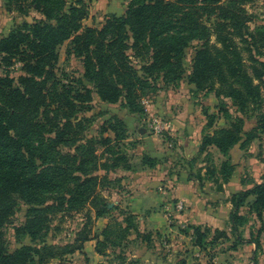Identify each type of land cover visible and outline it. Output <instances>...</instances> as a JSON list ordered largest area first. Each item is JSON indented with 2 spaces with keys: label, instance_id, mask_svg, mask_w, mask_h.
Wrapping results in <instances>:
<instances>
[{
  "label": "trees",
  "instance_id": "1",
  "mask_svg": "<svg viewBox=\"0 0 264 264\" xmlns=\"http://www.w3.org/2000/svg\"><path fill=\"white\" fill-rule=\"evenodd\" d=\"M27 1L7 0L6 5H13L20 14H26ZM31 1L43 19L30 24L23 22L0 38L1 61L8 65L16 61L22 71L17 80L0 75V264H48L58 256L83 251L84 243L91 239L97 243L95 252L104 257L98 244L103 246L113 230L105 227L101 232L105 240L100 242L97 235L91 234V224L109 211L100 196L102 183H111L108 173L130 168L126 155L114 150V144L124 133L119 128L123 124L113 118L115 124L105 122L97 136L88 138L83 134L88 118H78L77 112L92 101L95 93L99 102L121 103L130 112L142 113L144 108L139 100L143 90L148 81L159 77L165 85L177 89L185 72L184 49L191 39L198 38L195 30L198 27L203 43L194 55L187 84L197 93L214 90L216 97L230 99L241 114L260 109L259 121L264 123L261 93L264 26L257 24L251 28L247 25L248 18L229 12L209 28L193 21L185 28L188 34H182L170 31L167 24L171 23L178 6H193L195 0H128L123 15L112 14L97 28L81 23L86 10L76 3L62 11L58 7L60 0ZM184 15L182 19L188 21L187 14ZM208 29L214 34L213 43L209 32L206 34ZM66 41L70 44L67 54L82 59L81 76L90 87L82 81H78V86L62 84L55 76L56 49ZM131 58L140 60L138 68ZM242 124L243 120L235 117L228 128L214 134L202 133L198 154L210 156L207 148L215 146L222 156L228 155L240 141ZM105 132H111L113 137L103 136ZM97 145L103 146L102 153L109 154L107 159L111 161L109 166L104 163V174H98L102 154L98 155ZM197 159L187 161L186 179L193 178L200 183L205 179L213 181L216 191L223 192L222 187L231 178L228 162L222 161L219 166L218 173L222 175L219 181L214 178L213 166L202 168L204 173L201 168L194 171ZM158 163L159 160L146 154L142 156V164L147 167ZM227 201L232 207L228 217L229 231L234 237L232 248L244 242L238 228L246 218L238 211L246 207L260 223L258 235L250 232L248 240L258 250L260 236L264 237V184L231 194ZM18 202L29 208L25 222L13 227L14 236L16 239L27 236L32 245H23L11 252L3 227L11 224ZM86 204L93 209V214L87 209L72 243L61 246L46 242L53 218L63 212L68 215ZM133 218L129 212L123 219L126 226L119 227L121 238L135 230L133 225L129 226ZM180 230L190 234L193 245L202 252L218 244L219 238L228 239L226 232L207 226L189 225ZM175 264H186V260L181 258Z\"/></svg>",
  "mask_w": 264,
  "mask_h": 264
},
{
  "label": "rangeland",
  "instance_id": "2",
  "mask_svg": "<svg viewBox=\"0 0 264 264\" xmlns=\"http://www.w3.org/2000/svg\"><path fill=\"white\" fill-rule=\"evenodd\" d=\"M237 0H218L211 2L209 0H195L192 5L178 6L177 11L171 16V23L167 24L170 31L182 32V34H188V30H185L187 26L193 21L200 22L201 25L209 28L214 22L221 21V16H228L229 12L238 17L244 16L248 18L247 25L251 28L255 25L264 26V0H238V4H234ZM7 0H0V38L5 36L15 26L21 25L26 22L27 24L33 23V21L42 20L43 15L37 9L35 4L29 0L26 2V14H20L15 10L14 6L10 7L6 5ZM76 3L79 7L86 10V15L82 20V24L90 27H101L105 19L112 14L121 16L125 13L128 7V0H60L58 4L59 10L66 11L72 4ZM192 6V7H191ZM200 6H203L199 9ZM206 6V7H205ZM122 13V14H121ZM184 14H187V19H182ZM224 19V18H223ZM217 20V21H216ZM225 20V19H224ZM188 22V23H187ZM194 29V28H193ZM195 30L198 32V38H193L189 41L188 45L184 49L183 66L185 72H183V85L180 89L175 91V87L172 85H165L161 77L156 80L148 81V86L143 90L140 97V103L143 106L142 113H133L121 103L105 104L99 102V98L93 93L92 101L84 105L80 109L76 116L78 118L86 117L88 122L84 124L83 134L88 138L97 136L99 134L101 126L105 122L114 123L113 118H117L123 124L119 127L123 133L120 140L114 144V150H120L123 152L128 161L130 162V168H118L114 172H109L107 177L110 179V184L101 185L100 196L108 204L109 211L100 218H97L91 224V234L97 235L100 242L105 240V236L101 233L105 227L108 226L112 229V233L108 235V240L103 244H98V248L102 249L105 253L104 257H93V247L97 245L96 240L91 239L84 243L83 251H75L72 254H64L58 256L49 261L48 264H175L179 259L184 257V253L189 264H215V253L219 251L223 253L220 257L224 259L228 255V247L232 245V241L228 244H224L226 241L221 237L218 244L215 247L208 246L205 251L201 253H193L188 249L189 245L187 241L176 242L175 238L167 237L160 234L158 230H150L146 225L145 217L149 215L147 211L141 213L143 219H139L137 215L131 220L130 225L135 227V230H131L130 233L124 238L120 237L119 227L126 226L123 222L127 213L130 212L128 206L124 204V198H127V194L130 192L129 185L133 181L132 175L142 164L143 152L152 153L157 147L161 155V161L171 162V170L177 174L179 179L186 178L188 173L187 161L193 157H198L197 162L194 165L193 170L197 172L198 168H213L215 169V177L221 180V176L218 173L219 166L222 161H227L231 167V178L228 182L227 192L239 189L243 190L252 188L257 184H264V123L259 121L260 109L255 108L253 111H249L247 114H241L237 111L236 107L232 104V101L225 97H216L215 91H209L206 94L197 93L192 89H187V75L190 74L192 69V63L196 51L201 48L203 43L202 31L197 27ZM209 32V40L214 42V34L210 30H206V34ZM69 41L64 42L58 47V61L55 67V73L59 82L62 84H70L71 86H78V81H82L86 86L90 87V84L82 79L83 64L82 59L75 57L71 54H67ZM128 53L133 57L132 53ZM264 60V56L261 57ZM133 64L138 68L141 64L139 59L131 58ZM20 64L13 61L11 65L6 64L0 59V75H8L14 80H17L18 76H21ZM191 86V85H189ZM183 87V88H181ZM59 90V87H58ZM262 96H264V89H261ZM185 105H190V111L187 115L182 116L180 120L186 119L187 121H198L201 129V135L214 134L221 128H228L235 117H239L243 120V126L240 133V141L234 145L229 151L228 155L222 156L215 146L207 148V152L210 156H206L207 153L198 154L193 149L192 152H188V145L184 143L183 133H180V142L176 138V131L173 130V122L179 117L177 108ZM264 106V102L262 104ZM197 107V112L193 109ZM184 109V108H183ZM205 110V114H204ZM182 111V110H180ZM183 114H185L183 112ZM189 116H192L189 117ZM170 121V122H169ZM156 122L160 124L168 123L171 126L169 132H158L154 129ZM260 122V123H259ZM209 124V125H207ZM199 134V129L196 130ZM103 136L113 137L111 132H105ZM182 139V140H181ZM200 142L198 143V145ZM97 152L100 155L98 163V174H104V163L109 166L111 161L109 154L102 153L103 146L97 145ZM195 152V153H194ZM188 155V156H187ZM163 163V162H162ZM124 165V162H121ZM164 165V164H163ZM168 165V164H166ZM202 173L204 170L202 169ZM205 179V178H204ZM207 179L204 180L202 185L206 190L212 192L216 191V184L211 181L207 183ZM224 185V184H223ZM226 185V184H225ZM224 189V187H222ZM239 190L238 192L242 191ZM217 192V191H216ZM225 193L222 192L221 194ZM225 193V194H226ZM224 194V196H225ZM221 200V199H220ZM224 200V199H223ZM227 199L223 201V214L227 213L225 205ZM252 200V199H250ZM181 202L182 208L177 209L176 204ZM209 202V208H214L215 204ZM220 203V201H217ZM252 201H249V203ZM248 203V204H249ZM211 205V206H210ZM218 205V204H217ZM169 211L163 208L158 209L163 215V219L167 226H180L184 228L185 223L179 222L175 215H179L186 211V206L182 201H174ZM89 204H86L82 209L76 207V209L68 214L63 215L60 213L51 223V230L46 238V242L49 244L64 245L72 243L75 238V233L82 227L84 215ZM216 207V206H215ZM218 206L214 212L219 213ZM27 206L23 202H18L15 207L14 214L11 217V224L3 227L4 235L8 242L9 251L13 252L15 249L22 247L23 245H32L30 239L27 236H23L20 239H16L14 236V226L22 225L25 222ZM210 208V209H211ZM209 209V210H210ZM232 211V209H231ZM230 211V212H231ZM238 212L242 216H245L246 220L239 226L240 234L245 232H253L254 235H258L260 223L254 214L249 213L247 208L244 207ZM131 213V212H130ZM221 213V215H223ZM166 215V216H165ZM226 223V229L230 228V221ZM212 228V227H211ZM221 231V230H220ZM263 234L260 236L261 247L255 251V255L251 254V247H240L241 251L236 250L233 253L234 259L244 264H264V241ZM147 242H149L147 244ZM239 245V244H238ZM187 248V249H186ZM190 252H189V251ZM204 253V254H203ZM252 256V257H251ZM194 259V260H192Z\"/></svg>",
  "mask_w": 264,
  "mask_h": 264
},
{
  "label": "crops",
  "instance_id": "3",
  "mask_svg": "<svg viewBox=\"0 0 264 264\" xmlns=\"http://www.w3.org/2000/svg\"><path fill=\"white\" fill-rule=\"evenodd\" d=\"M122 14V13H121ZM184 81L180 83V86L183 85ZM188 85V84H187ZM180 86L175 89V91L180 89ZM183 88V87H181ZM187 89H192L191 86H187ZM181 90V89H180ZM184 108V109H183ZM183 108L179 107L177 108V113L179 112L177 119L171 120L173 122V130L172 131H178L176 133V138L179 140L181 137L179 136L180 133H183L184 143L188 145V152H192L193 149H195V152L198 151V143L201 140V129L199 126L198 121H194L192 116H189L192 118V120L187 121L186 119H182L181 117L187 115V112L190 111V105H185ZM182 110V111H180ZM197 107L193 109V111L197 112ZM183 112L185 114H183ZM170 122V121H169ZM199 129L198 131L196 130ZM182 140V139H181ZM180 142V140H179ZM158 148L156 147L155 150L152 153L143 152V154L148 155L149 157L159 160V163L155 167H147L146 165H141L137 169H135V173L132 175L133 181L129 185L130 192L126 195L127 198H124V204L128 206V209L130 210L131 214L133 215H139V219H143L141 217V213L144 211L150 212L148 213L147 217L143 219L148 226L150 230H158L160 232L161 236L166 235L167 237H173L175 238L176 242H184L189 245V250L193 255L195 256L196 253H201L202 251L199 250L196 246L193 245L192 239L190 234L186 235L181 232L180 226H167L164 225V219L163 215L164 212L161 213L158 209L153 208H163L165 207L164 211H169L170 208L172 209V204L174 201H182L183 204L186 206V211L182 214H177L175 217L179 220V222L185 223V226H207L211 228L212 230L218 229L221 231L226 232L228 239L225 240L226 242L224 244H228L231 241H234V237L231 236L229 229H226V223L228 221L229 213L231 211V205L227 201L225 202V208L227 210V213L223 214V201L225 199H228L231 194H234L242 189L240 187L239 189L227 192L228 184L224 185L223 192L225 193L221 194L222 192H212L210 190H206V188H203L201 183L197 180L190 178L189 180L186 178L179 179L177 174L173 173L170 169L171 162L170 161H161L160 156H157L158 154L161 155L159 152L157 153ZM194 152V153H195ZM188 156V155H187ZM163 162V163H162ZM164 164V165H163ZM168 164V165H166ZM230 182V181H229ZM208 183V181H207ZM231 183V182H230ZM203 184V183H202ZM243 190V189H242ZM225 194V196H224ZM221 199V200H220ZM224 199V200H223ZM213 202L215 204L214 208H209V202ZM217 201H220L217 202ZM218 204V205H217ZM216 206V207H215ZM219 207V213L214 212L215 209ZM210 209V210H209ZM221 213L223 215H221ZM166 216V215H165ZM243 237V243L237 245V247L234 249L232 248V245L228 247V255L224 259L217 257L220 255H224L223 253H220L217 251L215 253L214 261L215 264H244L237 259H234L233 253L236 250H240V247H251V254L252 256L255 255V244L253 242L248 241L250 238V231L248 234L245 232L242 233ZM215 247V246H214ZM95 247H93V257H99V255L94 250ZM187 249V248H186ZM188 250V251H189ZM189 251V252H190ZM187 253H184V257L187 256ZM204 254V253H203ZM251 256V257H252ZM183 257V258H184ZM186 260V264H189V261L187 258H184ZM194 260V259H192Z\"/></svg>",
  "mask_w": 264,
  "mask_h": 264
},
{
  "label": "built area",
  "instance_id": "4",
  "mask_svg": "<svg viewBox=\"0 0 264 264\" xmlns=\"http://www.w3.org/2000/svg\"><path fill=\"white\" fill-rule=\"evenodd\" d=\"M154 129H155L156 131H158V132H163V131H165V132H169L170 129H171V126H170V124H168V123H164V124L162 125V124L156 122V124H155V126H154ZM181 205H182V203L179 202V203H177L175 206H176L177 209H181V208H182Z\"/></svg>",
  "mask_w": 264,
  "mask_h": 264
}]
</instances>
